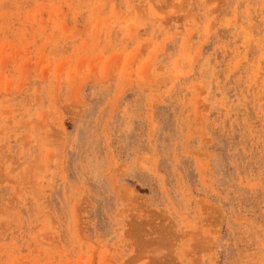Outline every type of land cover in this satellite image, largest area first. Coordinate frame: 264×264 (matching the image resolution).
<instances>
[{
    "label": "rangeland",
    "instance_id": "rangeland-1",
    "mask_svg": "<svg viewBox=\"0 0 264 264\" xmlns=\"http://www.w3.org/2000/svg\"><path fill=\"white\" fill-rule=\"evenodd\" d=\"M0 264H264V0H0Z\"/></svg>",
    "mask_w": 264,
    "mask_h": 264
}]
</instances>
